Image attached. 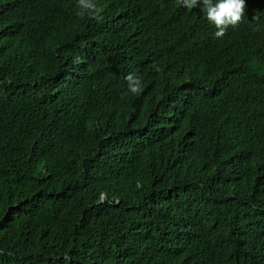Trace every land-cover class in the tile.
<instances>
[{
    "label": "clouds",
    "instance_id": "1",
    "mask_svg": "<svg viewBox=\"0 0 264 264\" xmlns=\"http://www.w3.org/2000/svg\"><path fill=\"white\" fill-rule=\"evenodd\" d=\"M118 17L138 42L130 46L166 41L114 79L83 71L38 84L12 52L11 38L25 30L44 57L85 63L110 44ZM0 74V119L13 133L6 144L30 163L44 142L51 173L42 180L54 181L52 168L58 178L63 158L62 167L101 182L76 204L97 208L116 199L113 189L146 184L172 193L178 175L213 159L264 184V0H0ZM221 225L215 264H264L260 209L231 200Z\"/></svg>",
    "mask_w": 264,
    "mask_h": 264
},
{
    "label": "trees",
    "instance_id": "2",
    "mask_svg": "<svg viewBox=\"0 0 264 264\" xmlns=\"http://www.w3.org/2000/svg\"><path fill=\"white\" fill-rule=\"evenodd\" d=\"M165 41L157 37L130 46L138 42L118 17L109 47L85 63L64 65L44 57L25 30L11 38L12 52L26 59L30 80L38 84L56 75L67 82L83 71L99 83L114 79L145 65ZM4 134L13 135L0 119V264H215L227 203L246 200L264 213L259 176L227 169L214 159L201 172L178 175V188L172 193L149 184L141 190L113 189L116 199L91 209L74 203L76 194H97L101 182L80 166L62 167L63 158L56 163L58 178L52 168L54 181L42 180L44 169L51 173L45 143L36 160L26 163L6 144Z\"/></svg>",
    "mask_w": 264,
    "mask_h": 264
},
{
    "label": "bare ground",
    "instance_id": "3",
    "mask_svg": "<svg viewBox=\"0 0 264 264\" xmlns=\"http://www.w3.org/2000/svg\"><path fill=\"white\" fill-rule=\"evenodd\" d=\"M24 42H25V41H24ZM24 42H23V43H24ZM24 44H25V43H24ZM21 46H22V45H21ZM108 47H109V46H108ZM124 47H125V45H124ZM136 47H137V46H136ZM142 47H143V46H142ZM19 48H20V47H19ZM22 48H23V46H22ZM122 50H123V49H122ZM124 50H125V48H124ZM131 50H133V49H131ZM132 52H133V51H132ZM124 59H125V58H124ZM129 59H130V58H129ZM129 59H128V60H129ZM143 65H144V63H143ZM138 66H139V65H138ZM140 67H141V65H140ZM138 68H139V67H138ZM138 68H137V69H138ZM66 76H67V75H66ZM175 196H176V195H175ZM133 203H134V202H133ZM184 203H185V202H184ZM199 204H200V203H199ZM132 205H133V204H132ZM181 205H182V204H181ZM200 205H201V204H200ZM203 205H204V203H203ZM203 205H202V207H203ZM184 206H185V204H184ZM196 206H197V205H196ZM205 207H206V206H205ZM212 207H213V206H212ZM208 213H209V212H208ZM206 216H207V215H206ZM199 218H200V217H199ZM206 218H207V217H206ZM208 220H209V219H208ZM208 220H207V221H208ZM195 224H196V223H195ZM195 224H194V225H195Z\"/></svg>",
    "mask_w": 264,
    "mask_h": 264
}]
</instances>
